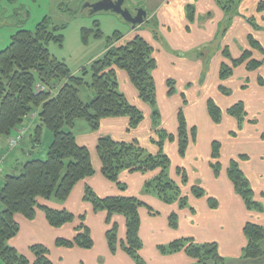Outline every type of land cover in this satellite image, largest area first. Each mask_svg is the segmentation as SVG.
I'll return each mask as SVG.
<instances>
[{"label":"trees","instance_id":"16d2710c","mask_svg":"<svg viewBox=\"0 0 264 264\" xmlns=\"http://www.w3.org/2000/svg\"><path fill=\"white\" fill-rule=\"evenodd\" d=\"M241 1L215 0L225 14L226 24L230 23ZM263 10L264 0H258L256 11ZM247 22L253 30L264 32V26L256 22L255 16H249ZM227 25L223 30L227 28ZM122 37L120 32L115 31L108 38L103 55L91 62L89 67H82L80 75L73 74L67 65L52 56L46 47L50 41L61 44L63 40V35L57 26L49 29L47 19L39 22L34 30H18L11 36L9 44L0 50V137L11 134L33 111H37L38 118V124L33 133L34 146H39L43 128L51 133L46 157L25 161L18 173L16 169L19 167L15 170L10 169L0 184V264H54L49 257L48 249L42 243L30 245L32 260L20 254L14 246L6 244L19 231L16 215L32 219L37 208L43 210L47 222L54 227L77 219L73 237L56 238L57 246H76L84 249H90L93 246V238L90 235V228L85 223L84 213L76 215L65 208L56 209L40 201L66 200L80 181L92 176L95 172L87 146L78 143L74 133L66 130L73 128L77 119H83L90 128L96 129L102 118L126 116L128 130L137 126L142 120L140 108L119 91L118 71H124L127 74L142 102L154 105L156 88L152 71L156 67V59L153 55V46L138 33L125 40H122ZM247 39L249 47L243 49L238 57H230L225 48L223 52L225 57L229 58V62H222L218 70L219 80L227 79L228 81L237 72L236 66L244 64V67L239 68L243 76L237 87L241 89L248 86V72H253L255 75L254 86L264 85V67H261L264 66V47L252 32L248 34ZM88 74L90 80L86 81L85 77ZM37 83L46 85V89L38 90ZM55 84H60L57 91L53 88ZM83 85L95 94L88 102L80 97V88ZM230 90L229 86L218 84V91L224 97L229 98ZM167 93L171 94L172 89H168ZM205 108L210 122L222 130L226 127L225 133L231 138H235L242 128L251 130V125L260 119L258 115V118L248 116L249 110L246 108V103L240 98L222 107L213 97L208 96L205 100ZM154 114L158 115L156 112ZM230 125H233V128H230ZM196 138L197 127L188 124L180 105L176 114L174 131H167L160 126L152 132L150 141L156 144L155 152H147L136 138L116 140L109 135L100 136L96 142L100 173L115 183L120 191H124L126 183L119 179L123 170L141 173L156 172L151 179L148 178L143 182L141 191L153 194L156 190L157 193H162L161 198L166 203L175 201L178 197L179 206L184 207L187 195L182 191L187 182V174L183 167H176L180 185L168 176L170 158L163 152V146L166 142L173 141L176 143L178 153L182 155L190 145L195 143ZM212 138V135L208 138L210 149L208 162L214 175L217 176L221 166L219 160L221 142ZM239 156L241 159L245 158L244 154ZM4 160L3 156V163ZM237 160V156L229 158L224 174L247 210H252V207L261 210L260 204L252 200L254 191L250 180L239 168ZM154 181H156L155 184H153ZM189 190L194 197L206 195L205 188L196 183L192 184ZM83 200L89 202L94 211L106 212L108 228L105 231V237L109 250L114 253L121 248L136 264H147L140 254L142 240L138 233L140 226L138 209L144 203L143 200L136 195L121 193L98 196L90 186L84 187ZM207 203L210 208H216L218 205L217 199L213 196H207ZM190 209L192 210V207ZM114 215H121L125 219V234L122 238H119L117 234L118 224L111 220ZM175 218V214L171 213L168 224L175 227ZM242 231L246 244L242 249L241 258H261L264 255L261 246L264 239V225L246 221ZM189 239L191 237L176 238L167 244L159 245L158 249L165 254L183 250L198 263H224L225 257L218 253L215 241L201 244L192 241L183 243Z\"/></svg>","mask_w":264,"mask_h":264},{"label":"rangeland","instance_id":"374dc122","mask_svg":"<svg viewBox=\"0 0 264 264\" xmlns=\"http://www.w3.org/2000/svg\"><path fill=\"white\" fill-rule=\"evenodd\" d=\"M96 1L98 0H0V50L4 49L9 44L11 36L15 34L18 30H34L39 22H41L43 19H47L49 29L51 30L53 26H57L59 32L63 35V40L61 44L50 41L46 44V47L49 49L51 55L56 57L58 60L64 62L73 74L80 75L82 67H89L91 62L103 55L107 47V40L113 35L115 31L120 32L124 37H127L135 31H139V33L143 34L147 38H150V40H152L158 45L157 47V45L155 44L156 46L153 48V53L157 59V66L156 68H154V71H152L156 88L155 103L154 105H150L144 102L140 103L141 106H138L142 111V120L140 121V124L131 127L129 130H126L125 134L123 135L126 138H130L133 136L139 138V143L146 149L147 152H153L154 148L156 149V144L154 142L149 141L150 139L147 140L148 133L153 132L154 130H156L163 124H166L168 121L170 122L171 120V116L169 115L168 117L167 115H163L160 109V103L164 99V97L161 98L160 91L163 89V87L166 88V93L164 94L165 96L169 95L170 97H177L178 99L180 98V101L182 99L183 103H186L187 100L192 101L190 100L191 94L195 96V99L198 102L204 96H211L222 107L225 106L227 103H231L235 99H242L246 103L247 110H249L248 116L252 115L257 118L259 116L260 118L258 121L251 125L252 129L246 130L242 128L237 132L238 135L235 138H231L229 135H225L226 127H223L222 132L218 129L213 130V132H210V130H205V136L208 139L212 135V139H218L221 142V152L219 156L221 166L219 169L220 173L218 174V176L221 177L224 174V171H226L225 167L228 164L229 158L237 156L239 168L243 171L246 176L250 178V185L254 191L252 200L257 201L262 207L261 210H258L257 207H252V210H249V217H247L246 219H244V217H241L239 218V222H245L246 220L263 225L264 168H261L259 166H264L261 165L263 164L262 162H264V113L257 116L256 111H251V109H253V106L250 104V100L252 99V101H255V98L258 96V94L260 97H263L264 86L263 88L260 87L259 89L255 88V81L253 82V78L255 75L253 74V72H248L249 79L247 82V88H238L236 84H239V82L237 81L239 77H236V74L241 73V71L239 70L241 66L244 67L243 64H240L236 66L238 67L237 69L235 68L237 72H234L235 74L230 80L231 85L227 84V79L224 81H218L217 79L219 85L222 84L224 86L230 87V97L225 99H217V97L214 96L216 94L214 92L218 90V87L216 77H214V67H210V61L211 57L215 53L217 41L219 43L221 41L222 30L228 23L226 24L223 19L221 22L218 23L216 29L217 31L216 33L214 32L215 38L211 41L203 43L196 47H192L189 49H180V51H176L171 46L169 42V37H166L165 34L166 30L168 29L167 26L169 25L171 27V33H176L177 26L175 27V20L170 19L169 22H165L158 16V14H154L155 10L160 6L163 0H125L124 5L128 8L131 9L133 7H139L143 8L147 12L148 18L142 24L138 25V27L136 26L135 28H132L131 24L125 21L120 15L112 13L110 11L92 12L87 5L93 4ZM197 1L198 0H174L173 2H170L174 4V10L178 9L184 12L185 17L187 18L188 26H190V28L192 29L195 24L200 25V22H203L208 17L202 15L197 10ZM239 5L232 17L240 16L242 18H247V15L240 13L239 9L241 7ZM245 9L247 10V14V12L249 13L250 10H252L253 8L250 4H248L247 6H245ZM232 17L230 19V22L232 20ZM256 22H259L261 25H264V19L256 18ZM230 24L231 23H229L227 27ZM256 38L259 39V41L264 47V32H259L258 37ZM168 53L172 55H179L180 57L185 56V58L189 59V61L199 64V67H194L195 69L194 71H192L193 73L189 76L190 78L184 80L185 82L182 85L181 79L178 78V74L180 72L177 68H174L180 66H178L177 64L171 65L170 67L163 66L166 62L165 54ZM162 58H164L165 61H162ZM85 79L86 81H89L90 75L88 74ZM167 80L172 84L167 82ZM118 82L120 84L119 91L126 94L127 99L131 103H137L136 101H134L132 96H130L129 91H124L122 87V84L125 83L124 80L118 78ZM59 85L60 84H55L53 86L55 91L57 87L59 88ZM44 86L46 87V85ZM168 89H172L171 94L167 93ZM94 95V92L86 85H83L80 88V97L83 101H90ZM260 103L264 106V101H260ZM152 112H156L158 113V115H155L154 113L152 114ZM194 113H198L197 118H203V112L199 105L196 107ZM29 118L30 117L27 116L25 118V121H27ZM31 118L34 119L35 117ZM163 128L169 131L168 126H163ZM204 129L205 128L199 126L200 134ZM66 130L72 131L74 133L78 143L87 146L91 157L92 154L95 155V152L92 147L91 137L89 136L91 135L94 138H97L102 134H105V131L102 127L92 129L83 119H77L75 121L74 127L70 129L67 128ZM33 133L34 131L32 129L19 142V144L22 143V145H24V147L28 149L30 155L25 158L24 156L18 154L20 149V146L18 145V147L14 149V151L7 158V160H4L5 163H0V179L4 178V175L8 172V170H15V167L18 164L19 168L16 169L17 173L21 171L20 167L24 164L25 161L33 158L44 159L46 157L48 145L45 134L48 135V137H51V133L47 129L43 128L40 143L38 147L36 146V149H33ZM2 138L4 139V136ZM175 145L176 143L171 141L168 144L165 143V145L163 146V152H165L170 158V163L167 170L168 176L171 179H174L175 182L180 185V177L178 174H176V167L179 166L183 167L185 173L187 174V182L185 184L188 185V183L191 181L193 182L192 184L198 183L201 186H205V184L206 186H209V172H213L212 167L209 165V162L206 163L204 160V156L200 155L197 157L199 165L190 164V161H188L187 158L188 150H186L184 154L180 155L178 151L175 150ZM4 150H13L10 149V147L8 146V140L6 148ZM258 152L260 153V155ZM238 154H244L245 158L241 159ZM189 167H191L192 171L196 174V179H193L195 181L191 180L192 174L190 172ZM257 170H259L261 174L257 173ZM204 174H206L207 177H203ZM2 182L3 180L1 181V183ZM155 183L156 181L153 182V184ZM150 195L154 196L158 201L154 202L152 200L147 199V202L142 199L144 202L141 205L142 207L146 208L149 212H153L160 218L165 217L167 221H169L168 217L171 213L175 214L176 226L173 227L172 225H169V229H171L172 232L175 231V235L171 239H169L168 242L171 241L173 238L176 239L182 237H191V239L183 241L184 244H187L189 241L198 244L207 242L205 241L207 240L205 239L206 237L201 236L199 232L195 233V231H193L191 235L181 233V231H189V229H186V227L182 225L183 219L182 215L180 214L181 210L190 209L191 207H194L196 212H199V207L197 206V203L200 207H202V199H200V202H197L194 205L190 199V196H187L185 198L186 204L184 205V207H180V200L178 197L175 199V201L173 200L170 203H166L161 198L162 193H157L155 190L153 191V194ZM214 198H216L217 201L220 200L221 203V197ZM52 200L56 203H63L65 201H58L54 199ZM159 202L162 204L169 205V212L165 213V211H163L162 209L163 207L161 208ZM148 206H150V208ZM82 213H84L85 215L84 220L86 223H88L93 217V215L89 212L82 211ZM94 217L95 218L91 220L92 228L90 232V235L93 238V242L94 239L98 240L97 236L102 226L97 220V216ZM58 237L64 238L69 236L66 235V232L64 231H62L61 233L55 232L54 238L52 234H46L44 236L45 242L38 240L35 236H31L26 239V245H28L29 247H27L26 250L23 251L20 250V246L19 250L17 251L20 254L22 253L24 255L26 254L30 256V245L34 243H42L48 249L49 257L52 258L55 264H73V260L66 259L60 253V246H57L54 243V239ZM211 240L217 242V249L219 250L221 246V238L216 235L214 239H209L208 242H212ZM165 242L166 243L162 244L168 243L167 241ZM6 244L14 246L15 244L13 243V238L9 239ZM96 245L98 246V241H96ZM261 246L264 250V239L261 242ZM58 256L60 257L58 258ZM78 258L83 260V257H77V259ZM225 259L227 264H264V255L261 258L257 259L234 260V258L230 257H225ZM82 260L79 262L77 261L74 264H84ZM83 261L85 262V260ZM85 264H89L88 258H86Z\"/></svg>","mask_w":264,"mask_h":264},{"label":"crops","instance_id":"0c3cea01","mask_svg":"<svg viewBox=\"0 0 264 264\" xmlns=\"http://www.w3.org/2000/svg\"><path fill=\"white\" fill-rule=\"evenodd\" d=\"M173 1L174 0H163V2L154 12V14H158V16L165 22H169L170 19L175 20L176 22L175 27L177 26L176 33L175 34L171 33L170 25L167 26L168 29L165 32L166 37L167 36L169 37V42L171 46L173 47V49H175L176 51H180V49H189V48L201 45L203 43L209 42L215 38V33L217 31L216 29H217L218 23L221 22L222 19L224 20L225 18V14L223 10L216 4L215 0H198L197 1V4H196L198 8L197 10L202 15H205L208 17L203 22H200V25L195 24L193 26V29L190 28V26H188L187 18L185 17L184 12L178 9L174 10V7H173L174 4L170 3ZM257 1L258 0H242L239 5L241 8L240 9L238 8V9L241 14L247 15V18H242L240 16L239 17L233 16L230 22L231 24L227 28L222 30L221 41L220 43L217 41L215 53L211 57V61H210V67H214L213 69L214 77H216L217 87L219 84L218 81H220L218 77V70H219L220 64L224 61L229 62V58L225 57V54L223 52L225 48H227L228 55L232 58H235L240 55L243 49L249 47L247 36L250 32H252L256 37H258L259 32L253 30L250 24L247 22V19L249 16H255V18L264 19V10L262 12L256 11ZM248 4H250L253 9L250 10L249 13L247 12L246 14L247 10L245 9V6H247ZM147 18H148V15H147ZM259 25L261 24L259 23ZM261 26H264V25H261ZM135 33L142 35L148 42L151 43L153 48L157 45L152 40H150V38H147L143 34L139 33V31L137 32L135 31L131 33L130 35H128L127 37L123 36L122 40L128 39ZM165 55H166L165 56L166 62L163 66L170 67L171 65H176V64L180 66V67H174V68H177L180 72L178 74V78L181 79V85L184 84L185 82L184 80H187L190 78L189 76L193 73L192 71H194L195 69L194 67H199V64L189 61V59L185 58V56L180 57L179 55H172L169 53ZM165 59L162 58L161 60L165 61ZM156 66H157V59H156ZM242 76H243L242 73L238 74L237 76L239 77L237 79L239 83L241 80L240 77ZM118 78H121L124 80L125 83L123 82L124 84H122V87L125 92L126 91L130 92V96H132L134 101L137 102L134 104H136L137 106L139 105L141 106L140 103H143V102L138 98L137 92L135 88L133 87V85L130 83L127 74L124 71H118ZM230 80L227 81V84H230ZM263 86L256 85L255 88L259 89L260 87L263 88ZM57 89L58 87L56 88V91ZM160 91H161V98L164 97V99L160 103L161 112L163 115H167L168 117L169 115L171 116L170 122L168 121L166 124H163L162 127L168 126L170 132L175 130L176 114H177L179 106L181 105L185 113L188 124L196 125L197 127L196 141L195 143L190 145L187 149L188 150L187 151L188 161H190V164L199 165V162L197 161L198 160L197 157L201 155V156H204L205 162L208 163L210 149H209V143H208L209 141L205 136V130H210V132H213V130L218 129L222 132V128H219L215 126L214 124H212L208 118V115L206 113V108H205V100L207 96H204L198 102L195 99V96L191 94L190 100L192 101L187 100L186 103H183V100L181 99L180 101V98L178 99L177 97H170L169 95L165 96L164 94L166 93V88L163 87V89ZM214 93H216L214 96L217 97V99L227 98V97H224L222 93H220L218 90L215 91ZM124 95L126 96V94ZM255 99H256L255 101H252V99L250 100V104L253 106V109L251 111H256L257 115H260L264 113V106L260 103V101H264V96L260 97L258 94V96ZM198 105L202 109L203 118L202 117L197 118L198 113H194ZM37 124H38L37 116L34 119H30L26 134H28L32 129L34 131ZM127 125H128V118L126 116L106 117L100 120L99 128L102 127L105 131V134H102V135H109L116 140H131L133 138H136L137 140H139V138L135 136L130 137V138H126L123 136L125 134V131L128 130ZM199 126L205 128L201 132V134H200ZM232 126L233 125H230V128H233ZM151 134L152 132L148 133L147 140L150 139ZM225 135H228V134L225 133ZM45 136L47 139V145H49L51 141V137H48V135L46 134ZM89 137H91L92 147L95 152V155L92 154V157H91L92 163L95 169L94 174L80 181L73 188L72 192L70 193V195L66 198V200L63 203H56L52 199L51 200H41L40 202L43 203L44 205H48L56 209L65 208L76 215L82 213V211L91 213L93 217L90 219L88 223L85 222L90 228V232L92 228L91 220L95 218L94 216H97V220L102 225L100 232L98 233V236H97L98 240L94 239V244L90 249H84V248H80L76 246H73V247L60 246L59 248L60 253L66 259H72L73 264L76 263L77 261L79 262L82 260L79 258L77 259V257H83V260H85V262L83 260L82 262L84 264L86 263V258H88L89 264H136L128 254H126L123 250H121V248H118L115 251V253H111L109 251L108 245L105 239V231L108 227V225L106 224V212L101 211V210L94 211L91 204L83 200V189L85 186H90L98 196H105V195H110V194H120L121 193L125 195L139 196L144 201H147L148 199V200H152L156 202L158 200L154 196L143 193L141 191L143 182L146 179L150 178L156 172L155 173H148V172L141 173V172H129V171L123 170L119 175V179L125 182L127 187L124 191H120L115 183L109 181L100 173V162L96 154V142L100 136L97 138H94L93 136L90 135ZM168 143L170 142H166V144ZM6 144H7V136L4 137V139L0 137V156L3 155L5 161L15 149L14 148L12 151H9L8 153L4 154L3 152L6 151L4 150L6 148ZM19 146H20V149H19L18 154L24 156L25 158L28 157L30 155L28 149H26L24 145H22V143L19 144ZM37 147L33 146V149H36ZM175 150L177 151L176 145H175ZM155 151L156 149L154 148L153 152ZM262 163L263 164L261 165H264V162ZM17 167H19V164L15 168ZM259 167L264 168V166L263 167L259 166ZM189 168L192 174L191 180L195 181L193 179H196V174L192 171L191 167ZM257 173L261 174L259 170H257ZM204 176L207 177L206 174H204L203 177ZM209 180H210L209 186H206V184H205L206 187L202 186L205 188V191H206V195H204L203 197H194L190 193L189 189L193 182L190 181L188 185L187 184L184 185V188H183L184 194H186L187 196H190V199L194 205L197 202H200V199H202V203H201L202 207H200L199 204L197 203V206L199 207V212H196L194 207H192V210L191 209L181 210L180 214L182 215V219H183L182 225H184L186 229H189L188 232L181 231V233L191 235L193 231H195V233L199 232L201 236L206 237L205 239L207 240L205 239L204 240L207 242L209 239H214V237L217 235L221 238V241H220L221 246L218 250V253L222 257H230V258H234V260H237V259L243 260V258H241V253H242L243 247L246 244V238L242 231L244 221L239 222V218L244 217V219H246L247 217H249L250 211L246 209L240 196L235 193L232 187V184L227 179L225 174L219 177L218 175L217 176L214 175L213 172H209ZM1 181L2 179H0V184H1ZM207 196L221 197V203H220V200L218 199L219 201H218L217 207L210 208L207 204ZM159 204L161 208L163 207L162 209L163 211H165V213L169 212L170 210L169 205L162 204L160 202ZM138 211H139V216H140V226H139L138 233L142 240V248L140 252H141L143 259L146 261L147 264H203V263H198L196 259L188 256L183 250L170 253V254H165V253L160 252L158 249V246L161 245L162 243H166L165 241L168 242V240L171 239L175 235V231L172 232L171 229H169V224L165 217L160 218L156 214H154L153 212H149L146 208L142 206L139 207ZM16 219L19 223V231L14 236L15 238L12 237L13 243L15 244L14 247L17 250H19V247L21 246L20 250H23V251H25L26 248L29 247L28 245H26V239L31 236H35L38 240L45 242L44 236L46 234H52L54 238L55 232L61 233L62 231H64L66 232V235L69 236V237H64V238L73 237L75 233V226L78 223L76 219V220H73L72 222L66 223L59 227L51 226L47 222L43 210L40 208L36 209L35 216L32 219H26L20 215H16ZM111 220L118 224V232H117L118 237L119 238L124 237V234H125L124 217L121 215H114L111 218ZM96 241H98V246L96 245ZM211 241H214V240H211ZM25 256L28 257V259L30 260H32L33 258L32 253L30 256L26 254ZM59 257L60 256H58V258ZM50 259L52 260L51 257ZM204 264H213V263L207 262ZM223 264H227L226 259Z\"/></svg>","mask_w":264,"mask_h":264},{"label":"water","instance_id":"95a60500","mask_svg":"<svg viewBox=\"0 0 264 264\" xmlns=\"http://www.w3.org/2000/svg\"><path fill=\"white\" fill-rule=\"evenodd\" d=\"M125 0H98L93 4L87 5L92 12L110 11L120 15L125 21L129 22L132 28L142 24L147 18V12L142 9H134L133 15L129 8L124 6Z\"/></svg>","mask_w":264,"mask_h":264},{"label":"built area","instance_id":"2783aa9c","mask_svg":"<svg viewBox=\"0 0 264 264\" xmlns=\"http://www.w3.org/2000/svg\"><path fill=\"white\" fill-rule=\"evenodd\" d=\"M36 88H37L38 90H40V91H43V90L46 89V87H45L43 84H41V83H37V84H36ZM36 115H37V112H36V111H33V112L29 115V117H30V118H31V117H35ZM26 130H27V126H26L25 124H22V125L16 127V128L13 130L12 134L9 135V137H8V146L10 147V149L16 147V146L19 144V142L21 141V139H22L23 136L25 135ZM2 159H3V155L0 156V163L3 162Z\"/></svg>","mask_w":264,"mask_h":264},{"label":"flooded vegetation","instance_id":"af4514ba","mask_svg":"<svg viewBox=\"0 0 264 264\" xmlns=\"http://www.w3.org/2000/svg\"><path fill=\"white\" fill-rule=\"evenodd\" d=\"M125 6V5H124ZM127 7V6H126ZM128 8V7H127ZM139 7H133V8H129L130 9V11L132 12V14L134 15L135 14V11H134V9H138ZM143 9V8H142Z\"/></svg>","mask_w":264,"mask_h":264}]
</instances>
